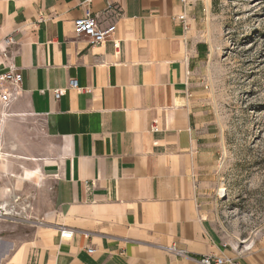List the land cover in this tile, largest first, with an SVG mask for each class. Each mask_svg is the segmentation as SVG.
<instances>
[{
  "label": "crops",
  "instance_id": "crops-1",
  "mask_svg": "<svg viewBox=\"0 0 264 264\" xmlns=\"http://www.w3.org/2000/svg\"><path fill=\"white\" fill-rule=\"evenodd\" d=\"M202 6L0 0V47L13 38L23 77L0 104V199L26 196L37 219L21 234L0 221V264H200L203 255L264 264V233L227 240L205 208L219 136L194 78L207 43ZM86 9L115 26L101 44L73 32ZM171 243L188 256L158 248Z\"/></svg>",
  "mask_w": 264,
  "mask_h": 264
},
{
  "label": "rangeland",
  "instance_id": "rangeland-1",
  "mask_svg": "<svg viewBox=\"0 0 264 264\" xmlns=\"http://www.w3.org/2000/svg\"><path fill=\"white\" fill-rule=\"evenodd\" d=\"M206 1L194 78L207 86L219 151L205 208L227 240L246 243L264 233V0ZM13 225L20 234L28 227Z\"/></svg>",
  "mask_w": 264,
  "mask_h": 264
},
{
  "label": "built area",
  "instance_id": "built-area-1",
  "mask_svg": "<svg viewBox=\"0 0 264 264\" xmlns=\"http://www.w3.org/2000/svg\"><path fill=\"white\" fill-rule=\"evenodd\" d=\"M183 6H191L195 0H177ZM180 20L185 19V14L179 16ZM115 26L113 24L103 25L89 9L84 14L73 21V32L75 36L83 37L90 45L103 43L110 35H112ZM3 46L0 47V60L2 69L0 70V104L3 107L9 106L21 92L22 73L12 61V55L8 47L14 43L11 36L3 38ZM114 47H119L118 42H114ZM69 87L82 89L77 86L75 79H70ZM207 87L206 85L204 86ZM64 93L63 89H55L54 96L58 99ZM155 130L156 127L153 126ZM0 221L15 222L28 225H34L37 219L32 215V206L27 197L21 194H9L0 199ZM39 222V221H38ZM72 231L68 228H60L59 234L61 238H71ZM158 248L178 257H186V250L180 248L174 243L158 244ZM88 252H92V248H87ZM200 264H237L236 260L224 255H203L196 259Z\"/></svg>",
  "mask_w": 264,
  "mask_h": 264
}]
</instances>
